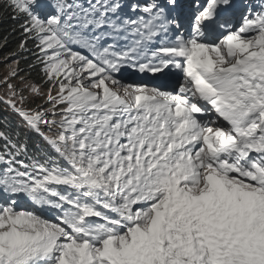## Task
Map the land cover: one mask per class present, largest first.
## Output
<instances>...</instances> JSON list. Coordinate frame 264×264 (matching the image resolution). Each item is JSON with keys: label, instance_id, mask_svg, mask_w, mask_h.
<instances>
[{"label": "snow or ice", "instance_id": "6c2138e0", "mask_svg": "<svg viewBox=\"0 0 264 264\" xmlns=\"http://www.w3.org/2000/svg\"><path fill=\"white\" fill-rule=\"evenodd\" d=\"M5 21L0 264H264V0Z\"/></svg>", "mask_w": 264, "mask_h": 264}, {"label": "trees", "instance_id": "16d2710c", "mask_svg": "<svg viewBox=\"0 0 264 264\" xmlns=\"http://www.w3.org/2000/svg\"><path fill=\"white\" fill-rule=\"evenodd\" d=\"M10 25L11 21H5L3 24H0V35L4 34ZM13 47H15V41L10 42L7 48H4L2 51H0V57H2L4 53L10 51ZM21 67H24L23 62L21 63Z\"/></svg>", "mask_w": 264, "mask_h": 264}, {"label": "rangeland", "instance_id": "374dc122", "mask_svg": "<svg viewBox=\"0 0 264 264\" xmlns=\"http://www.w3.org/2000/svg\"><path fill=\"white\" fill-rule=\"evenodd\" d=\"M5 70H6L5 66L3 64H0V74H3Z\"/></svg>", "mask_w": 264, "mask_h": 264}]
</instances>
